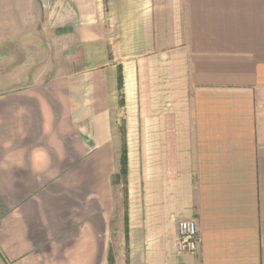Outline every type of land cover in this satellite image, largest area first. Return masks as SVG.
Wrapping results in <instances>:
<instances>
[{"label": "crops", "instance_id": "crops-1", "mask_svg": "<svg viewBox=\"0 0 264 264\" xmlns=\"http://www.w3.org/2000/svg\"><path fill=\"white\" fill-rule=\"evenodd\" d=\"M42 5L60 30L68 110L52 124L27 92L0 95V252L15 264H264V0ZM119 69L130 118L113 248L119 166L110 110L94 101L112 99ZM41 194L5 209L6 196ZM181 220L196 225L194 254L179 248Z\"/></svg>", "mask_w": 264, "mask_h": 264}, {"label": "rangeland", "instance_id": "rangeland-1", "mask_svg": "<svg viewBox=\"0 0 264 264\" xmlns=\"http://www.w3.org/2000/svg\"><path fill=\"white\" fill-rule=\"evenodd\" d=\"M102 1L106 3V0ZM43 12L42 0H0V95L6 94L1 103H8V97L15 92H27L28 95L36 98L34 102L38 103L45 111L48 122L55 124L59 112L64 110L66 113L65 111L68 110L66 93L69 80L65 79L63 82V71L57 63L56 36L60 34V30L58 31L56 28V15H52L53 24L49 25L45 21L48 15H42ZM106 74L108 75V73ZM97 75L105 74L97 73ZM121 92L122 90L112 92L111 100L102 98L94 101L97 105H105L106 103L110 110L109 119L114 147H116L114 168L119 166L118 173L120 172L118 160L122 138H126L122 130L130 118L126 115ZM136 102V99L131 98L128 101V107L135 106ZM129 110L131 111V108ZM53 135L55 132L49 133L50 139H57ZM116 172L115 170L114 173ZM113 181L115 208L110 237L112 241L110 242L114 248L118 236L116 232L119 218L122 217L124 210L123 196L126 187L120 178L116 179L114 176ZM22 198L23 195L6 196V202H9L10 207L5 209L9 211L14 206L19 205V208L16 207L17 210H15L18 214L23 208L29 207L33 203H37L39 199L44 198V194L33 195L24 202H22ZM16 218H20V216L18 215ZM32 258V256L24 255L16 262L29 264ZM0 264H15V262L0 252Z\"/></svg>", "mask_w": 264, "mask_h": 264}, {"label": "built area", "instance_id": "built-area-1", "mask_svg": "<svg viewBox=\"0 0 264 264\" xmlns=\"http://www.w3.org/2000/svg\"><path fill=\"white\" fill-rule=\"evenodd\" d=\"M178 244L180 250L194 254L200 244L196 225L190 220H181L177 223Z\"/></svg>", "mask_w": 264, "mask_h": 264}, {"label": "trees", "instance_id": "trees-1", "mask_svg": "<svg viewBox=\"0 0 264 264\" xmlns=\"http://www.w3.org/2000/svg\"><path fill=\"white\" fill-rule=\"evenodd\" d=\"M117 89L118 91H121L122 89V75L121 70H118V76H117ZM124 134V130H122ZM126 170H127V150L125 145V140L122 138V147H121V155H120V172L118 175L115 176V178H120L121 180L126 177ZM125 225H126V238H127V217L125 218ZM109 264H114L113 257L110 254L108 257Z\"/></svg>", "mask_w": 264, "mask_h": 264}]
</instances>
